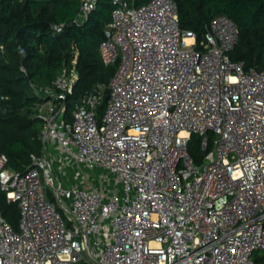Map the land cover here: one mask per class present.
I'll list each match as a JSON object with an SVG mask.
<instances>
[{
  "label": "built area",
  "instance_id": "built-area-1",
  "mask_svg": "<svg viewBox=\"0 0 264 264\" xmlns=\"http://www.w3.org/2000/svg\"><path fill=\"white\" fill-rule=\"evenodd\" d=\"M97 1H83L79 23ZM112 1L100 54L117 70L102 117L103 86L68 115L73 69L38 90L32 166L0 154V190L19 209L18 230L0 211V264H259L264 71L230 59L239 32L226 16L198 41L174 0Z\"/></svg>",
  "mask_w": 264,
  "mask_h": 264
},
{
  "label": "trees",
  "instance_id": "trees-1",
  "mask_svg": "<svg viewBox=\"0 0 264 264\" xmlns=\"http://www.w3.org/2000/svg\"><path fill=\"white\" fill-rule=\"evenodd\" d=\"M83 1L0 0V154L6 155L9 166L18 172L32 166L31 155L43 152V120L37 108L46 98L38 90L53 88L58 77L74 69L78 80L68 98V115L98 86L104 87L98 117L104 113L117 64L104 62L100 45L115 4L112 0H98L95 10L79 23ZM174 1L180 28L194 32L198 41L214 17L229 18L239 32L238 43L229 52L230 59L242 63L245 70L264 71V0ZM201 141L199 135H193L189 145L190 156L197 164L204 155ZM0 211L18 230V205L8 203L1 190ZM254 258L263 264L264 258H259L258 253Z\"/></svg>",
  "mask_w": 264,
  "mask_h": 264
},
{
  "label": "rangeland",
  "instance_id": "rangeland-1",
  "mask_svg": "<svg viewBox=\"0 0 264 264\" xmlns=\"http://www.w3.org/2000/svg\"><path fill=\"white\" fill-rule=\"evenodd\" d=\"M258 257L262 258L263 257V253L262 252L258 253Z\"/></svg>",
  "mask_w": 264,
  "mask_h": 264
},
{
  "label": "water",
  "instance_id": "water-1",
  "mask_svg": "<svg viewBox=\"0 0 264 264\" xmlns=\"http://www.w3.org/2000/svg\"><path fill=\"white\" fill-rule=\"evenodd\" d=\"M2 216L4 217L5 215H4V214H2Z\"/></svg>",
  "mask_w": 264,
  "mask_h": 264
}]
</instances>
